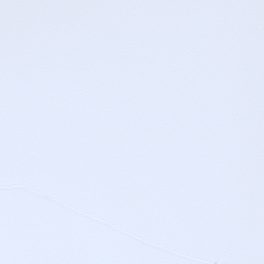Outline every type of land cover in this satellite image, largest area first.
<instances>
[{"label":"snow or ice","instance_id":"obj_1","mask_svg":"<svg viewBox=\"0 0 264 264\" xmlns=\"http://www.w3.org/2000/svg\"><path fill=\"white\" fill-rule=\"evenodd\" d=\"M0 264H264V0H0Z\"/></svg>","mask_w":264,"mask_h":264}]
</instances>
